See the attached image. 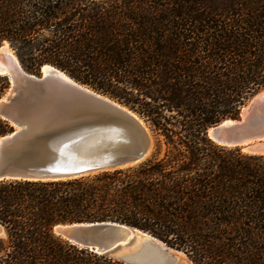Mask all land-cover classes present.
Wrapping results in <instances>:
<instances>
[{"label":"trees","instance_id":"trees-1","mask_svg":"<svg viewBox=\"0 0 264 264\" xmlns=\"http://www.w3.org/2000/svg\"><path fill=\"white\" fill-rule=\"evenodd\" d=\"M4 42L25 72L53 66L135 113L155 150L92 177L1 181L0 264H129L54 231L80 223L139 230L190 264H264V155L208 137L264 90V0H0Z\"/></svg>","mask_w":264,"mask_h":264},{"label":"water","instance_id":"water-1","mask_svg":"<svg viewBox=\"0 0 264 264\" xmlns=\"http://www.w3.org/2000/svg\"><path fill=\"white\" fill-rule=\"evenodd\" d=\"M4 46L10 48L4 42L0 49ZM0 61L6 62L1 56ZM44 66L50 68L46 74ZM44 66L38 77L25 72L17 59L1 75L10 87L0 99V118L16 130L0 137V182L79 179L148 160L154 138L142 119ZM208 137L221 147L264 155V90L242 108L239 119L211 127ZM54 231L69 243L131 264H162V252L172 251L150 235L116 223L60 225Z\"/></svg>","mask_w":264,"mask_h":264},{"label":"rangeland","instance_id":"rangeland-1","mask_svg":"<svg viewBox=\"0 0 264 264\" xmlns=\"http://www.w3.org/2000/svg\"><path fill=\"white\" fill-rule=\"evenodd\" d=\"M13 52V51H12ZM13 54L15 55V53L13 52ZM29 74H32V75H35V76H38V77H40L41 75H42V73H41V70L39 71V73H37V74H34V73H29ZM9 87H10V85H9ZM9 87H8V89H9ZM8 89H6L5 91H4V93H3V95L0 97V99L3 97L4 98V96L7 94V92H8ZM144 122V121H143ZM145 123V122H144ZM147 126V125H146ZM148 127V126H147ZM149 128V127H148ZM14 130H16V128L15 127H13V131ZM150 130V129H149ZM151 131V130H150ZM151 134H152V132H151ZM152 136H153V134H152ZM153 138H154V136H153ZM214 143V142H213ZM215 144V143H214ZM217 145V144H216ZM154 150H155V139H154V149H153V152H152V154L150 155V157L148 158V159H150L151 157H152V155H153V153H154ZM241 150V149H240ZM241 152H243V153H246V154H250V153H248V152H245L244 150H241ZM138 166V165H137ZM136 167V166H135ZM100 174V173H99ZM93 176H95V175H93ZM89 177H92V176H89ZM0 236H3V230L0 228ZM113 256V255H112ZM167 256L169 257V258H167ZM114 258H117V257H115V256H113ZM129 264H131V263H129ZM162 264H190L189 263V261L186 259V257L183 255V254H181V253H179V252H176V251H174V250H172V251H167V252H162Z\"/></svg>","mask_w":264,"mask_h":264},{"label":"bare ground","instance_id":"bare-ground-1","mask_svg":"<svg viewBox=\"0 0 264 264\" xmlns=\"http://www.w3.org/2000/svg\"><path fill=\"white\" fill-rule=\"evenodd\" d=\"M0 56L6 60V62L0 61V75H4V73L8 71L9 67L17 65V58L13 54L12 50L10 48H8L7 46H4L3 48L0 49ZM49 69L50 68H48L47 66H44L43 67V73L46 74V72ZM4 99H5V97L3 98V100ZM244 151L247 152V150H244ZM150 257H153V255ZM154 257H156V256H154Z\"/></svg>","mask_w":264,"mask_h":264}]
</instances>
